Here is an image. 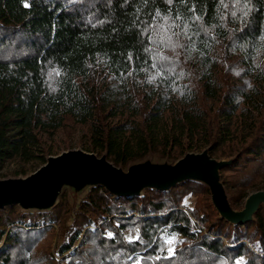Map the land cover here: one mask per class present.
I'll list each match as a JSON object with an SVG mask.
<instances>
[{
    "label": "trees",
    "instance_id": "16d2710c",
    "mask_svg": "<svg viewBox=\"0 0 264 264\" xmlns=\"http://www.w3.org/2000/svg\"><path fill=\"white\" fill-rule=\"evenodd\" d=\"M76 143L118 162L212 144L239 154L222 170L234 205L264 188V0H0V171ZM0 264H264V208L234 225L196 182L97 187L1 211Z\"/></svg>",
    "mask_w": 264,
    "mask_h": 264
},
{
    "label": "water",
    "instance_id": "95a60500",
    "mask_svg": "<svg viewBox=\"0 0 264 264\" xmlns=\"http://www.w3.org/2000/svg\"><path fill=\"white\" fill-rule=\"evenodd\" d=\"M211 148L208 144L201 150L188 149L178 158L150 150L118 162L110 158L108 149L98 152L69 146L47 154L31 172L0 176V212L17 206L27 214L48 213L64 195L77 207L97 187L116 197H143L147 190L168 192L192 181L209 189L211 204L221 219L234 225L255 221L257 212L264 208V188L250 192L237 208L222 170L239 154L217 157Z\"/></svg>",
    "mask_w": 264,
    "mask_h": 264
},
{
    "label": "rangeland",
    "instance_id": "374dc122",
    "mask_svg": "<svg viewBox=\"0 0 264 264\" xmlns=\"http://www.w3.org/2000/svg\"><path fill=\"white\" fill-rule=\"evenodd\" d=\"M73 146H82V147H83V145H81L80 143H76V144H74ZM62 149H65V148H61V149L59 148V149H57V150H58V152H60ZM58 152H57V153H58ZM37 167H38V166H37ZM37 167H32V165H29L27 169H29V170H30L29 172H31V171L35 170ZM16 169H18V165H17L16 163H10V164L6 165V166L0 171V176L9 175V174H15L14 172L16 171ZM27 173H28V172H27ZM253 191H254V190H253ZM251 192H252V191H251ZM62 199H63V198H62ZM244 200H245V199H244ZM193 201H194V197H190V198H188V203H189V204H192ZM243 203H244V201L241 202V203L236 204L235 206H236L237 208H241V207L243 206ZM55 230L58 231V227H57V226L55 227ZM57 240H58V236H57L56 234H54V235H52V236H51V235L48 236V237L46 238V240H45V243H47V245H45V247L48 246V243H49L50 241H52V242L50 243V245H51V249H52V251H53V253H54V247H55V244H56ZM171 243H172V245H173V243H175V239H173V241H172ZM41 247H42V246H41Z\"/></svg>",
    "mask_w": 264,
    "mask_h": 264
},
{
    "label": "snow or ice",
    "instance_id": "6c2138e0",
    "mask_svg": "<svg viewBox=\"0 0 264 264\" xmlns=\"http://www.w3.org/2000/svg\"><path fill=\"white\" fill-rule=\"evenodd\" d=\"M168 42H169V44L173 47L174 46V44H171V37H168ZM167 46V45H166ZM160 59L161 60H166L167 58L166 57H163V56H160ZM153 67H155V65H153ZM154 79H155V77H154ZM109 235H111V233H109ZM136 239H139V237L137 236L136 237ZM168 243H171V240H168L167 241ZM172 250L170 249V252H171Z\"/></svg>",
    "mask_w": 264,
    "mask_h": 264
}]
</instances>
